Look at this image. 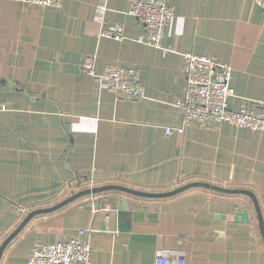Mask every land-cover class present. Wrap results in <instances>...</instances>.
<instances>
[{
  "label": "crops",
  "instance_id": "obj_1",
  "mask_svg": "<svg viewBox=\"0 0 264 264\" xmlns=\"http://www.w3.org/2000/svg\"><path fill=\"white\" fill-rule=\"evenodd\" d=\"M162 1L173 18L156 49L136 42L143 25L128 15V0H61L54 8L0 0V247L30 213L109 185L152 194L196 182L248 191L264 226V134L216 123L180 134L175 106L186 53L231 68L230 109L264 103V0ZM109 24L123 27V40L100 37ZM86 55L97 74L134 68L142 98L118 100L82 73ZM242 211L248 224L234 222ZM79 231L91 264H154L161 254L185 264H264L252 200L203 188L166 199L87 195L33 217L0 264H27L34 247Z\"/></svg>",
  "mask_w": 264,
  "mask_h": 264
},
{
  "label": "built area",
  "instance_id": "obj_2",
  "mask_svg": "<svg viewBox=\"0 0 264 264\" xmlns=\"http://www.w3.org/2000/svg\"><path fill=\"white\" fill-rule=\"evenodd\" d=\"M29 5L41 8H54L61 0H25ZM128 15L143 25L142 34L136 39L138 44L162 48L165 29L173 18V10L162 0H128ZM100 37L121 41L124 29L121 25L104 26ZM169 50H163L167 53ZM183 57L185 92L175 106L182 114L181 126L176 128L180 134L187 126L206 127L210 123L229 126L264 134V103H243L238 110H232L228 101L234 96L231 88L232 71L206 56L186 53ZM93 56H83L80 62L82 73L94 78L100 86L113 94L118 100L134 102L142 98L143 88L138 72L131 67L107 66L100 74L95 70ZM170 130L167 129V134ZM90 190V189H89ZM73 192V191H72ZM92 209L97 207L91 206ZM107 212V207L103 209ZM26 208L19 207L18 214H28ZM91 247L85 232L53 244L36 246L32 249L27 264H91ZM154 264H185L183 257L175 261L166 254L156 256Z\"/></svg>",
  "mask_w": 264,
  "mask_h": 264
},
{
  "label": "water",
  "instance_id": "obj_3",
  "mask_svg": "<svg viewBox=\"0 0 264 264\" xmlns=\"http://www.w3.org/2000/svg\"><path fill=\"white\" fill-rule=\"evenodd\" d=\"M194 188H203L206 190H212V191H216V192H219L222 194H227V195H244V196L249 197L254 204V208H255L256 213H257L258 223L260 226L261 235L264 239V226H263L261 214H260L259 209H258V204H257L253 194H251L248 191L228 190V189H223V188H219L216 186H212V185H209L206 183L196 182V183L188 184L184 187L178 188V189L171 191V192L152 194V193H146V192H141V191H137V190H131V189L121 187V186L109 185V186H103V187H99V188H94V189L82 191V192H80L76 195H73L72 197L68 198L67 200H65V201H63V202H61V203H59V204H57L51 208L39 210V211H34V212L30 213L25 218V220L21 223V225L14 232H12V234L10 236H8V238H6V240L1 245V247H0V259L2 257V254H3L6 246L26 227V225L29 223V221L33 217L37 216L38 214H50V213H53L55 211H58L64 207H66L67 205L71 204L75 200L82 198V197H85L87 195L99 194V193L108 192V191H116V192H122L125 194H129L131 196L144 198V199H166V198H172L174 196L179 195L182 192H185L187 190L194 189ZM249 221H250V218H249V214L247 211L237 212L235 214V217H234L235 223L243 222V223L248 224Z\"/></svg>",
  "mask_w": 264,
  "mask_h": 264
}]
</instances>
